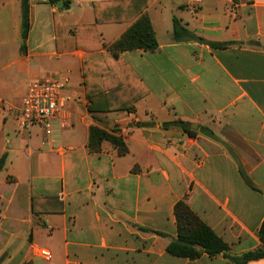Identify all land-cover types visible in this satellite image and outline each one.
I'll use <instances>...</instances> for the list:
<instances>
[{
  "label": "crops",
  "instance_id": "obj_1",
  "mask_svg": "<svg viewBox=\"0 0 264 264\" xmlns=\"http://www.w3.org/2000/svg\"><path fill=\"white\" fill-rule=\"evenodd\" d=\"M28 10L24 39L22 0H0V264H234L167 252L181 200L234 255L260 248L264 0H28ZM143 15L158 48L115 58L110 47ZM94 25L100 41L77 31ZM85 75L113 104L141 86L148 94L131 110L93 114ZM54 77L68 82L72 117L62 152L45 147L42 129L17 125L28 85ZM93 126L129 152L108 142L91 152Z\"/></svg>",
  "mask_w": 264,
  "mask_h": 264
},
{
  "label": "trees",
  "instance_id": "obj_2",
  "mask_svg": "<svg viewBox=\"0 0 264 264\" xmlns=\"http://www.w3.org/2000/svg\"><path fill=\"white\" fill-rule=\"evenodd\" d=\"M59 0H50L51 3L56 4ZM97 7V6H96ZM140 12L145 8V3H141ZM64 8H69L68 4H65ZM22 10H23V38L25 39L29 29V10H28V0H22ZM102 22L97 18L96 25ZM96 25L92 27H78L77 31L83 32L87 36L88 41L94 40L95 36L100 41V34L96 29ZM175 34L180 35L179 25L176 19H174ZM91 39V40H90ZM77 46H82V40L77 39ZM98 47H104L101 43L97 45ZM220 47H225L219 45ZM158 48V43L156 40L155 32L151 25L150 19L143 15L141 16L134 25L116 42L110 47V51L113 56L118 57V53L124 51L133 50H144L153 52ZM131 72V71H130ZM132 73V72H131ZM133 75V73H132ZM85 84L87 87V95L90 101L89 110L91 113L95 112H110L115 110L127 109L131 110L134 104L144 96L148 94V90L141 86L138 94L132 98V100L127 103L113 104L111 95H102L101 93H90V88L88 84V77L85 75ZM141 85V84H140ZM104 96L99 98L96 96ZM103 101L102 107L98 106V101ZM93 117L98 121L97 117ZM182 125V123H180ZM189 133H191L188 130ZM110 143L118 152L120 156H124L129 152V149L120 136H116L109 133L98 126H93L90 131V137L88 142V147L93 153H103L104 143ZM4 159L0 161V171L3 168ZM62 211V207L59 208ZM175 217L177 225V237L172 240L168 247L167 252L179 258H187L190 260H196L200 258L203 254H207L209 257H216L219 255L224 256L227 260L234 264H248L251 261H256L259 259H264V221L259 230V237L261 241V247L244 253L242 255H234L231 252L229 245L219 237L215 231L209 227L204 221H202L199 216L191 209L186 200L179 201L175 206ZM163 235V233H158ZM32 264V263H26Z\"/></svg>",
  "mask_w": 264,
  "mask_h": 264
},
{
  "label": "built area",
  "instance_id": "obj_3",
  "mask_svg": "<svg viewBox=\"0 0 264 264\" xmlns=\"http://www.w3.org/2000/svg\"><path fill=\"white\" fill-rule=\"evenodd\" d=\"M48 1V0H43ZM68 82L61 77L45 78L28 85L22 105L17 110V125L20 130L42 129L45 147L62 152V133L72 126V117L66 109L64 96ZM39 256L46 261L52 258L47 249H38Z\"/></svg>",
  "mask_w": 264,
  "mask_h": 264
}]
</instances>
